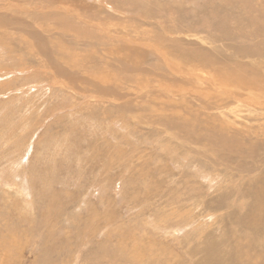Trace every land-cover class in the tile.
I'll return each mask as SVG.
<instances>
[{"label": "rangeland", "instance_id": "obj_1", "mask_svg": "<svg viewBox=\"0 0 264 264\" xmlns=\"http://www.w3.org/2000/svg\"><path fill=\"white\" fill-rule=\"evenodd\" d=\"M136 1L0 0V264H264V0Z\"/></svg>", "mask_w": 264, "mask_h": 264}, {"label": "bare ground", "instance_id": "obj_2", "mask_svg": "<svg viewBox=\"0 0 264 264\" xmlns=\"http://www.w3.org/2000/svg\"><path fill=\"white\" fill-rule=\"evenodd\" d=\"M111 3V2H110ZM133 3L137 4L138 2L136 0H133ZM143 5H145V2H143ZM142 8L145 6H141ZM64 9H66V11L68 10L66 7H64ZM135 28V27H134ZM139 31V30H138ZM264 36V35H263ZM152 46L155 47V45L152 44ZM154 49L158 50L160 48H158V46H156ZM188 51V50H187ZM184 51V49L182 50V52L179 55H185V54H189L190 51ZM166 53V49L164 48L162 50V52H159L160 55L165 56ZM138 55H141V53H138ZM178 56V55H177ZM252 55L249 53L245 54L246 59H252L253 57H251ZM262 58H264V51L262 53ZM168 61V60H167ZM178 68H180L181 66H191V71L188 72L189 70H183L182 72L186 75L189 74L191 75V78H189L190 80H195L196 81V86L195 90H199L200 88L203 89L204 93L207 95V97H220L222 96L219 93L220 89L225 90L227 93L226 95H232L234 92L233 90H235V85L237 86H241L245 91H249L250 93L254 94L256 97H258L259 99H263L264 98V88L262 90H259L258 87H256L255 85H258L257 83H255L253 80H250V78H252L256 73L255 71L250 72L249 74L245 73L243 74V72H239V73H232V72H221L220 74L218 73H214L212 71H205L202 70L205 65L204 64H195L193 63V61H189L186 58H178ZM174 63V62H173ZM246 63H251V64H257V62L255 60H253V62H246ZM170 67V63L168 64ZM218 65V64H217ZM214 66V65H212ZM210 66V67H212ZM187 69V68H185ZM175 70V69H174ZM244 71V70H243ZM180 72V71H179ZM181 73V72H180ZM229 80V82L231 81L230 84L228 83H224L225 81ZM257 82V81H256ZM258 83H261L258 82ZM143 85V84H142ZM208 85V89L204 90V86ZM231 90H230V87ZM144 87V85H143ZM213 88V91H211V89ZM214 88H217V90H214ZM185 90V89H184ZM174 90L170 89V92H173ZM176 92H180V91H176ZM262 92V95H258ZM185 93H187L185 91ZM213 94V96H212ZM25 158V157H24ZM23 158V159H24ZM18 161V160H16ZM23 161V160H22ZM19 162V161H18ZM25 162V161H24ZM18 166V165H17ZM11 169V167H10ZM11 171V170H10ZM18 172V171H17ZM16 172V173H17ZM23 185V184H22ZM27 185V184H26ZM23 188V187H22ZM26 190V189H25ZM29 190V189H28ZM262 201V200H261ZM263 202V201H262ZM178 211V210H177ZM6 241V240H5ZM1 243V242H0ZM8 244V243H7ZM1 246V245H0ZM10 248V247H9ZM8 248V249H9ZM4 249V248H3ZM6 249V248H5ZM7 249V250H8ZM3 251V250H2ZM9 252V251H8ZM5 253V252H4ZM5 258V257H4ZM7 258V257H6ZM5 262V261H4ZM7 263V262H6Z\"/></svg>", "mask_w": 264, "mask_h": 264}]
</instances>
